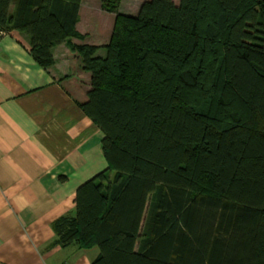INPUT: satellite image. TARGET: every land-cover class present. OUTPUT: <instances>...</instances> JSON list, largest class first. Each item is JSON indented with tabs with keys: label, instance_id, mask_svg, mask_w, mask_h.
Returning a JSON list of instances; mask_svg holds the SVG:
<instances>
[{
	"label": "trees",
	"instance_id": "trees-1",
	"mask_svg": "<svg viewBox=\"0 0 264 264\" xmlns=\"http://www.w3.org/2000/svg\"><path fill=\"white\" fill-rule=\"evenodd\" d=\"M82 0H0V32L31 37L47 68L76 37ZM121 0L80 105L108 167L78 187L57 243L91 264H264V0ZM1 36V35H0Z\"/></svg>",
	"mask_w": 264,
	"mask_h": 264
},
{
	"label": "crops",
	"instance_id": "crops-1",
	"mask_svg": "<svg viewBox=\"0 0 264 264\" xmlns=\"http://www.w3.org/2000/svg\"><path fill=\"white\" fill-rule=\"evenodd\" d=\"M145 1L121 0L118 12L135 16ZM114 23L102 0H82L77 36L51 49L47 68L31 56L28 34L0 36V264H91L99 254L59 245L53 223L75 214L78 187L108 167L104 134L80 108L92 74L76 46L104 58Z\"/></svg>",
	"mask_w": 264,
	"mask_h": 264
},
{
	"label": "built area",
	"instance_id": "built-area-1",
	"mask_svg": "<svg viewBox=\"0 0 264 264\" xmlns=\"http://www.w3.org/2000/svg\"><path fill=\"white\" fill-rule=\"evenodd\" d=\"M4 33L3 32H0V35H3Z\"/></svg>",
	"mask_w": 264,
	"mask_h": 264
}]
</instances>
